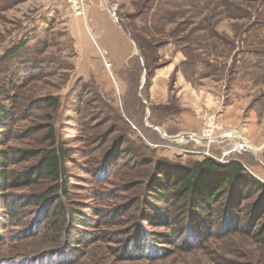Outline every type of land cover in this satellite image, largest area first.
<instances>
[{
  "label": "rangeland",
  "instance_id": "rangeland-1",
  "mask_svg": "<svg viewBox=\"0 0 264 264\" xmlns=\"http://www.w3.org/2000/svg\"><path fill=\"white\" fill-rule=\"evenodd\" d=\"M81 3L83 16L69 0H0V103L16 113L5 148L39 152L55 141L70 150L71 206L90 221L81 246L76 236L56 239L42 207L30 205L53 184L11 191L0 200V264H264V243L222 227L164 254L140 245L132 259L116 252L137 235L139 201L158 160H235L264 183V0ZM161 12L166 22H155ZM123 30L145 39L147 60ZM208 93L219 102L214 112ZM154 127L197 138L172 141ZM123 206L132 208L117 215Z\"/></svg>",
  "mask_w": 264,
  "mask_h": 264
},
{
  "label": "trees",
  "instance_id": "trees-1",
  "mask_svg": "<svg viewBox=\"0 0 264 264\" xmlns=\"http://www.w3.org/2000/svg\"><path fill=\"white\" fill-rule=\"evenodd\" d=\"M198 1L186 0V3L195 6ZM166 15L167 12H161V16L154 21L164 23ZM125 32L134 38L147 60L145 39L132 30ZM45 101L49 106H58L57 100L52 97ZM15 117L13 105L0 103V200L8 199L11 191L29 189L45 180L51 182L53 187L33 197L30 205L42 207L44 222L47 227H53L56 239L76 236V243L81 246L86 239L83 229L90 227V221L87 213L71 206L67 168L70 150L56 145L52 129L48 135V139L53 141L50 148L39 152L10 153L5 146ZM33 158L38 161L29 170L21 173L11 171V166ZM255 197L258 198L255 202H249ZM139 202L138 232L135 237L129 236L125 245L116 250L121 260L132 259L138 245L164 254L166 247L182 241L206 240L221 227L229 233H246L264 243V222H261L264 219V183L249 174L239 161L219 162L209 157L183 165L158 160L154 163L153 177L146 184L145 194ZM131 208L123 206L114 212L123 215ZM145 225L170 228L171 231L153 233Z\"/></svg>",
  "mask_w": 264,
  "mask_h": 264
},
{
  "label": "water",
  "instance_id": "water-1",
  "mask_svg": "<svg viewBox=\"0 0 264 264\" xmlns=\"http://www.w3.org/2000/svg\"><path fill=\"white\" fill-rule=\"evenodd\" d=\"M107 2V1H106ZM107 6H108V9H109V11L111 12V14L114 16V18H116L115 17V12H114V10L110 7V5L107 3ZM116 20V22H117V19H115ZM124 31V30H123ZM124 33L126 34V36L134 43V46H135V49H136V52L140 55V51H139V49H138V46L136 45V43L134 42V40H133V38L131 37V35L130 34H128V33H126L125 31H124ZM154 130H157V131H159L161 134H162V136L163 137H165V138H167V139H169V140H172V141H177V140H180V139H183V138H185L186 136H189V137H191V138H194V134H192V133H189V134H182V135H178V136H175V137H169V136H167L166 135V133L161 129V128H159V127H154ZM223 139H225V138H221V140H223ZM246 151H249V152H251L252 154H256V151L253 149V148H251L250 146H248L247 147V150ZM230 152H232V149H230ZM229 152V153H230Z\"/></svg>",
  "mask_w": 264,
  "mask_h": 264
},
{
  "label": "crops",
  "instance_id": "crops-1",
  "mask_svg": "<svg viewBox=\"0 0 264 264\" xmlns=\"http://www.w3.org/2000/svg\"><path fill=\"white\" fill-rule=\"evenodd\" d=\"M188 92L190 93V94H189L190 96H193V95H194V98L192 99V100H193L192 102H193L194 105L197 107V109H200V104H199V102H196V101L199 100V96L197 95V92H196L195 90H193V91L188 90ZM195 97H196V100H194ZM216 99H217V98H214L213 95H211V94H209V93H208L207 96L204 97V102L207 103V107H209V110H213V112L216 111V110H214V109H216V107H217L218 104H219V102L216 101ZM207 114H208V113H207Z\"/></svg>",
  "mask_w": 264,
  "mask_h": 264
},
{
  "label": "built area",
  "instance_id": "built-area-1",
  "mask_svg": "<svg viewBox=\"0 0 264 264\" xmlns=\"http://www.w3.org/2000/svg\"><path fill=\"white\" fill-rule=\"evenodd\" d=\"M69 1H70V3L73 2V7L76 10L77 15L83 16L84 15V9L81 6L82 5L81 0H69Z\"/></svg>",
  "mask_w": 264,
  "mask_h": 264
},
{
  "label": "bare ground",
  "instance_id": "bare-ground-1",
  "mask_svg": "<svg viewBox=\"0 0 264 264\" xmlns=\"http://www.w3.org/2000/svg\"><path fill=\"white\" fill-rule=\"evenodd\" d=\"M194 138H197V135H194ZM239 142V141H238Z\"/></svg>",
  "mask_w": 264,
  "mask_h": 264
}]
</instances>
